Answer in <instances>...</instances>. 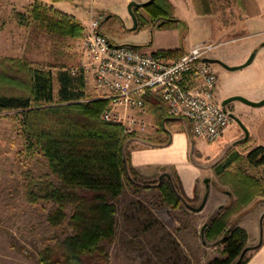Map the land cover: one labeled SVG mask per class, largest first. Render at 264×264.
<instances>
[{
	"label": "rangeland",
	"instance_id": "rangeland-1",
	"mask_svg": "<svg viewBox=\"0 0 264 264\" xmlns=\"http://www.w3.org/2000/svg\"><path fill=\"white\" fill-rule=\"evenodd\" d=\"M59 1L62 8L75 10L74 13L78 17H73L81 26L79 37L59 38L33 28L31 23H21L22 19H27V11L31 5L35 2L43 3V0H0V58H22L30 65L43 67H48L50 64H64L73 71L81 67L87 82H85L86 94L89 96L92 95L90 93L91 78L89 70L84 65L87 56L81 43L87 21L91 17L102 15L100 29L116 44L148 43L153 36V30L157 28V25L149 19L144 7H132V10H136L138 18L135 29H131L132 18L126 6L129 0ZM168 2L171 5L170 15L180 20V39L183 46L210 39L217 42L211 55H221L229 65L240 61L249 49L251 50L248 55L255 50V47H258L250 63L233 70L225 69L229 75L227 79L230 85L252 89L251 78L254 80L257 78V81L264 80L262 79L264 45H260L261 41H259L261 37H264V33L244 35L246 34L243 25L244 12L239 0H168ZM145 50L151 49L145 48ZM212 66L220 83L222 78L219 70H224L220 69L223 66L214 62ZM51 70L55 72L56 68L52 67ZM54 92H56L55 80ZM149 93L150 96L146 102V111L149 112L150 117L147 119L149 124L142 131H135L134 138H150L158 141L163 138L168 139L172 130L182 129L188 136V153L191 142L193 143L191 157L188 154L191 162L207 164L218 156L217 148L219 145L222 146L223 142L218 140L208 143L200 137L190 135L183 126L182 119L169 123L170 119L166 118L158 123L157 111L162 110L166 114L167 111L160 94ZM238 95L247 98L243 94ZM220 98V94H215L218 102ZM156 100L158 102L152 105V102ZM230 103L237 106L235 115L248 132L245 121L256 107L239 100H233ZM16 112L17 110L0 111V264H41L38 261L37 252L44 245L49 244L50 238L62 239L73 233L66 224L72 209L66 208L67 217L60 225L51 226L46 220V215L56 204L43 199L35 203L26 200L22 172L29 170L34 176H41L48 173L49 169L38 153L28 155L19 153L23 137L17 130ZM232 124L228 130L233 134V138H242L244 136L242 128L234 120ZM241 140L237 141L234 147L229 148L236 150L241 158L233 161L228 166L227 172L232 175L237 174L240 179H253L264 190V166H254L245 160L247 141ZM126 145L127 142L125 144L127 151ZM160 167L163 169L162 172H158L157 167L148 172L155 175L151 180L137 176L135 182L140 186L138 189L131 181L124 179L120 193L113 199L115 207L113 238L101 243L108 254V262L105 264H208L213 256L223 255V245L205 246L200 241L199 227L206 211L194 213L183 203L172 207L162 200L159 189L152 185V181L162 173L174 175L176 173L172 165ZM206 174L214 179L215 186L220 188L224 186L234 196L230 183H222L212 168ZM206 177L202 175L199 178L203 192L206 191ZM50 178L58 184L53 176L50 175ZM78 193L84 196L90 195L85 190ZM190 199H192L191 206L199 204L196 196ZM234 199L235 196L223 207L231 204ZM244 207L229 218L228 224L232 217ZM251 214L248 213L246 216L250 218ZM245 218V216L242 217L241 221ZM252 221H255L254 218ZM257 223L256 220V230ZM244 225L250 229L246 222ZM216 238L218 236L206 240ZM96 263L100 262L97 259L87 262V264Z\"/></svg>",
	"mask_w": 264,
	"mask_h": 264
},
{
	"label": "trees",
	"instance_id": "trees-1",
	"mask_svg": "<svg viewBox=\"0 0 264 264\" xmlns=\"http://www.w3.org/2000/svg\"><path fill=\"white\" fill-rule=\"evenodd\" d=\"M143 7L157 27H174L180 22L170 15L168 0H153ZM27 12V19H22L21 23H31L33 28L47 35L77 38L81 34V26L73 16L45 3L35 2ZM133 12L137 19L136 10ZM180 51L181 47L158 50L165 57ZM52 67L56 68L55 72ZM85 82L81 67L73 71L64 64L43 67L30 65L22 58H0V111L17 110V130L23 137L19 153H38L49 169L41 176H34L29 170L22 172L26 200L35 203L43 199L56 204L46 215L51 226L60 225L67 217L66 208L72 209L66 224L73 233L62 239L50 238L49 244L37 252L41 264H87L91 259L100 262L96 264L107 263L108 254L101 243L113 238V199L120 193L124 179L140 188L135 182L138 174L130 166L125 150L127 140L134 138V133L127 134L120 124L101 120L107 100L86 94ZM149 96L147 92L145 102ZM167 117L165 111H157L158 123ZM173 118L169 123L181 119ZM239 158L236 150L229 149L212 166L222 183H230L235 199L228 206L220 207L204 227V239L218 236L214 243L223 244V257H214L208 264H243L257 248L246 251L237 261L246 245V231L230 226L228 220L255 196H264V190L253 179H240L237 174L227 172L228 166ZM244 158L254 166H264V145L249 149ZM152 185L159 189L162 200L168 205L191 206L192 199L182 192L176 174L157 178ZM82 190L90 195H80L78 191Z\"/></svg>",
	"mask_w": 264,
	"mask_h": 264
},
{
	"label": "built area",
	"instance_id": "built-area-1",
	"mask_svg": "<svg viewBox=\"0 0 264 264\" xmlns=\"http://www.w3.org/2000/svg\"><path fill=\"white\" fill-rule=\"evenodd\" d=\"M102 15L85 24L81 43L90 72V97L104 98L103 121L118 123L127 134L145 129L147 92H158L169 117L183 120L190 135L218 141L232 118L215 99L218 82L211 57L217 42L201 40L165 57L158 50L116 44L99 30ZM89 95V94H88Z\"/></svg>",
	"mask_w": 264,
	"mask_h": 264
},
{
	"label": "crops",
	"instance_id": "crops-1",
	"mask_svg": "<svg viewBox=\"0 0 264 264\" xmlns=\"http://www.w3.org/2000/svg\"><path fill=\"white\" fill-rule=\"evenodd\" d=\"M130 1V0H129ZM243 12H244V19L243 25L246 30V34L244 35H254V34H262L264 33V0H239ZM47 6H50L53 9L59 10L63 13L68 15L74 16L77 18L78 16L74 13L75 10H66L62 8V4L59 0H43ZM180 23H178L174 27H157L153 30V36L148 43H141V44H132L137 46H144L145 48H149L151 50H159V49H175L181 47L185 49L189 47L183 46L181 44L180 39V32L181 28H179ZM261 41L260 45H264V37L259 39ZM191 45V44H190ZM258 47H255L254 55ZM251 50V49H249ZM249 50L243 55L237 63L234 65H238L243 63L249 56ZM254 55L251 61L254 58ZM211 58L219 59L223 63L229 65V63L219 54H212ZM250 61V62H251ZM249 62V63H250ZM220 65V64H219ZM224 70H219L221 74L222 81L218 79V83L215 88V94H220L222 100L223 98L230 96V95H238L243 94L247 98L257 101L264 98V80L257 81L251 78L250 84H252V89L246 87H236L232 86L228 82V72L225 70L226 68H220ZM253 79V80H252ZM264 79V76H262ZM87 83V82H86ZM86 93V89H85ZM232 109L231 111L235 113V110L238 109L237 106L233 105L232 103L228 104ZM256 108L252 110L250 114H252L248 119L245 121L247 123L248 128V136L246 139H242L241 141L246 142V149L247 152L249 149L257 146V145H264V104L255 106ZM166 116H168L166 114ZM146 118L149 119V112L146 113ZM170 119V117H167ZM171 119H174L173 117ZM170 119V120H171ZM177 123H175L176 125ZM174 125V126H175ZM233 124L231 123L228 127L231 128ZM185 127V125H183ZM228 128L224 131L223 135L219 139L220 142H223V145L217 148L218 156L214 158L211 162L204 164L202 162H191L188 159V136L186 132L182 129L172 130L169 134V138L165 143H157L150 138L142 139V138H132L127 141V153L129 157L130 166L137 172L138 176L143 179H153L155 177L154 174L148 173L152 168L157 167L158 172H162L160 166L163 165H172L174 167V171L177 175L178 181L180 183V187L182 192L188 198H192L194 196L199 199V204L203 200L204 195L206 194V198L204 200L203 206L195 210L190 206L184 204L186 207L190 208L194 213H203L206 211L205 217L203 222L200 224L199 227V238L202 244L205 246H220L223 245L222 243H214L215 240H206L203 242L201 235H200V228L202 224L209 218H211L219 209L220 207L224 206L230 200L233 199V195L230 193L228 189H226L223 185V188L219 186H215L213 184V180L209 174H206L207 171H210L213 164L220 159L225 152L230 148L234 147V144L237 143L241 138L235 139L233 138V134L228 130ZM186 129V128H185ZM234 132V131H233ZM128 146H130L128 148ZM190 156V154H189ZM191 157V156H190ZM203 158V157H202ZM205 175L207 176L206 181V191L203 192L202 186L199 184V178ZM218 184V182H217ZM199 192L201 194H199ZM221 196L219 197V195ZM199 204L197 206H199ZM193 206V207H197ZM264 212V196H255L242 211L235 214L230 221V226H239L242 227L246 231V245H253L258 242L259 240V218L261 213ZM248 213H252L250 218L246 215ZM246 217L245 220L241 221L242 217ZM254 218L255 221H252ZM257 220V230L255 229V222ZM244 222L250 229L244 225ZM202 236L204 238V229L202 232ZM214 257H223V255H216ZM210 261V260H209ZM243 264H264V218H262V240L259 246L252 250L249 258Z\"/></svg>",
	"mask_w": 264,
	"mask_h": 264
},
{
	"label": "water",
	"instance_id": "water-1",
	"mask_svg": "<svg viewBox=\"0 0 264 264\" xmlns=\"http://www.w3.org/2000/svg\"><path fill=\"white\" fill-rule=\"evenodd\" d=\"M151 1L153 0H144V1H135V0H130L127 2L126 6H127V9L131 15V18H132V25H131V29H135L136 27V17L134 15V12L132 10V7H143L145 5H147L148 3H150ZM254 55V52L252 51L248 58L241 64H238V65H227L225 63H223L221 60L219 59H215V58H211V57H207V58H204L206 61H209L211 63H218L220 65H222L223 67L227 68V69H230V70H233V69H237L241 66H244L246 64H248L252 57ZM233 100H239L241 102H244V103H247V104H250V105H253V106H259V105H262L264 104V98L260 99V100H257V101H254V100H250V99H247L241 95H230V96H227L225 98H223L222 100H220V104L221 106L223 107L224 111L228 114V116H230L232 118V120H234L236 123L239 124V126L242 128L243 132H244V136L241 138V139H245L247 136H248V132L246 130V128L242 125V123L240 122L239 118L231 111L227 108V105L233 101ZM192 148H193V143L191 142V147H190V156H191V153H192ZM164 175H168V173H162L158 176V179H161ZM207 181V178H205V182ZM206 198V194L204 195L203 197V200L201 201V203L199 204V206L197 207H193V206H190L191 208L195 209V210H198L200 209L203 204H204V200ZM262 218H264V212L261 213L260 215V218H259V240L257 243L253 244V245H245L239 256H238V259L237 261H240V259L243 257V255L245 254L246 251L250 250V249H254L256 247L259 246V244L261 243V240H262ZM209 218L202 224L201 228H200V235H201V238L204 241V238L202 236V232H203V229L205 227V225L207 224Z\"/></svg>",
	"mask_w": 264,
	"mask_h": 264
},
{
	"label": "flooded vegetation",
	"instance_id": "flooded-vegetation-1",
	"mask_svg": "<svg viewBox=\"0 0 264 264\" xmlns=\"http://www.w3.org/2000/svg\"><path fill=\"white\" fill-rule=\"evenodd\" d=\"M227 108L229 109V110H231L232 108L229 106V105H227Z\"/></svg>",
	"mask_w": 264,
	"mask_h": 264
}]
</instances>
